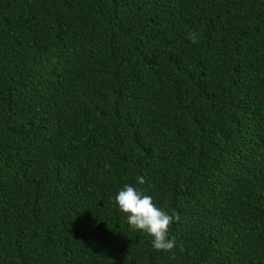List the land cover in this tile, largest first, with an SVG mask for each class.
I'll use <instances>...</instances> for the list:
<instances>
[{
    "label": "trees",
    "instance_id": "16d2710c",
    "mask_svg": "<svg viewBox=\"0 0 264 264\" xmlns=\"http://www.w3.org/2000/svg\"><path fill=\"white\" fill-rule=\"evenodd\" d=\"M0 264H264V0H0Z\"/></svg>",
    "mask_w": 264,
    "mask_h": 264
},
{
    "label": "clouds",
    "instance_id": "9594fccd",
    "mask_svg": "<svg viewBox=\"0 0 264 264\" xmlns=\"http://www.w3.org/2000/svg\"><path fill=\"white\" fill-rule=\"evenodd\" d=\"M188 38L192 43H197V33H189ZM139 185L145 180L139 177ZM115 203L119 210L127 217V222L132 230L146 233L152 237L151 246L158 252L172 253L175 258V237H169L171 226L180 220L176 212L169 214L163 207H158L151 196L142 195L141 191L129 184H125L115 196Z\"/></svg>",
    "mask_w": 264,
    "mask_h": 264
}]
</instances>
